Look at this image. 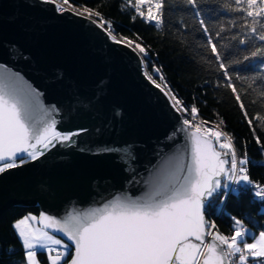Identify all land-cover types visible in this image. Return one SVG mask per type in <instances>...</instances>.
<instances>
[{"label":"water","instance_id":"1","mask_svg":"<svg viewBox=\"0 0 264 264\" xmlns=\"http://www.w3.org/2000/svg\"><path fill=\"white\" fill-rule=\"evenodd\" d=\"M0 85L37 128L55 120L63 133L86 130L0 173V217L36 207L38 227L71 253L41 215L64 224L116 203H154L188 175L191 130L143 75L137 53L87 18L40 0H0Z\"/></svg>","mask_w":264,"mask_h":264},{"label":"snow or ice","instance_id":"2","mask_svg":"<svg viewBox=\"0 0 264 264\" xmlns=\"http://www.w3.org/2000/svg\"><path fill=\"white\" fill-rule=\"evenodd\" d=\"M41 2L56 4L58 12L66 10L61 4L56 3V0ZM186 3L193 8L198 6L197 0H186ZM63 4H69V0H63ZM145 4L150 5L146 17L141 10V6ZM235 4L239 7L233 9L234 11L241 13L246 11V16L253 18V24L260 23L261 28H264V23L255 19L264 13V7H256L257 0H246L247 10L243 7L242 0H235ZM260 4L264 5V0H260ZM69 7L72 6L69 4ZM162 8V0H135L136 14L145 22H154L157 29L162 25ZM74 14L86 15L113 43L129 47L142 61L143 57L148 55L146 49L139 43L133 47V42L126 41V38L117 40L110 22L103 20L102 17L99 21L91 19L93 16L99 17L100 13L85 7ZM196 15L199 16L200 13L197 12ZM199 23L207 34L209 29L205 21L201 19ZM251 32L255 39L264 41V32L258 31L255 27L251 28ZM244 42L240 41L241 44ZM206 43L211 47V53L215 56L219 69L224 72V78L228 81L227 87L236 94L237 89L227 71V65L222 62L218 45L211 37ZM258 53L264 54V49L257 47L251 56L256 57ZM248 59L249 56L244 57V60ZM236 63L242 61L237 60ZM153 71L159 70L153 68ZM257 78L264 80V76L253 77V82ZM146 79L169 97L170 101H174L172 107L176 111L182 114L188 112L170 90L164 91L167 85L162 87L152 75L146 74ZM160 79L163 80V77ZM261 95H264V92ZM235 98L243 111L244 105L240 102V96L236 95ZM190 111L192 121H195L197 108L193 106ZM245 118L248 119L247 112ZM192 121L187 118L182 121L186 129L194 130L189 134L191 162L187 167L188 175L181 178L180 183L172 186L154 203L146 205L135 202L116 203L82 217H74L70 223L60 224L51 217L41 215L39 221L43 224V229L51 227L53 231L66 236L74 246V253L68 251V244L48 231L31 228L28 222H36L37 217L30 216L18 220L13 227L22 241L26 264H38L36 249H45L49 253L50 264H61L67 255H71V260L65 261V264H226V262L235 264L237 254L240 264H245L248 258L246 254L264 257V232L260 233L255 243H247L245 242L247 231L240 230L242 222L239 219L233 218L236 227L230 237L215 231L214 222L206 221L203 209L210 197L214 194L219 195L221 189H228L229 183L252 185V181L247 174V157L237 156L232 138L223 131L206 127L201 129L199 124L194 125ZM249 124L251 126V120ZM84 131L86 130L69 133L57 131L55 120L45 122L37 128L29 122L27 109L22 100L0 85V173L35 161L56 144H69L74 136H79ZM221 137L224 138V142H221ZM257 143H261L259 138ZM229 156L230 159L225 158ZM253 188L255 196L264 202V187L253 185ZM44 221L47 223H43ZM206 237H211V241H206Z\"/></svg>","mask_w":264,"mask_h":264},{"label":"trees","instance_id":"3","mask_svg":"<svg viewBox=\"0 0 264 264\" xmlns=\"http://www.w3.org/2000/svg\"><path fill=\"white\" fill-rule=\"evenodd\" d=\"M69 4L64 6L74 12L87 7L100 13L99 17L91 18L99 21L102 17L110 22L117 40L126 38V41L133 42V47L137 43L141 44L148 53L143 61L139 56L143 71L152 75L162 87L167 85L164 91L170 90L188 109L187 113L179 112L182 120L187 118L192 121L190 110L195 106L197 119L192 123L212 126L227 133L232 138L237 156L247 157V174L252 181L249 186L264 187V95H261L264 92V80H252L253 77L264 76V54L251 56L257 47L264 49V41L255 39L251 32L253 27L264 32L260 23L253 24V18L247 17L246 11H234L239 7L235 0H197L196 8L187 4L186 0H162L160 29L136 14L133 0L130 3L128 0H69ZM242 5L247 10L246 0H242ZM256 7L264 5L257 0ZM141 10L145 11L144 8ZM201 19L209 29L207 34L200 26ZM255 19L264 23V13ZM209 37L218 45L222 62L227 65L237 89L236 94L227 87L224 72L219 69L211 47L206 43ZM241 40L245 42L241 44ZM245 56H249V59L244 60ZM237 60L242 63H236ZM153 68L159 71L154 72ZM236 95L240 96V102L244 105L243 111L236 101ZM245 112L248 113V119L245 118ZM257 116L259 119H256ZM249 120L252 121L251 126ZM250 187L240 186L230 193L220 215L215 213L218 210L215 207L217 197L214 195L212 200H208L203 213L207 222L215 223V231L230 237L235 230V218L242 222L241 228L250 233L246 237L248 241L264 232V202L255 196ZM37 212L36 207L14 206L2 214L0 264H25L24 250L13 223L27 215L37 216ZM68 251L71 253L70 248ZM37 254L40 264H49L45 254ZM70 258L71 255H67L61 264ZM248 262L250 259L245 263ZM258 263L264 264L261 259Z\"/></svg>","mask_w":264,"mask_h":264},{"label":"rangeland","instance_id":"4","mask_svg":"<svg viewBox=\"0 0 264 264\" xmlns=\"http://www.w3.org/2000/svg\"><path fill=\"white\" fill-rule=\"evenodd\" d=\"M134 1V3H135V0H133ZM62 4H63V2H62ZM63 5H65V4H63ZM66 6V5H65ZM150 5H148V4H145V5H142L141 6V8H144L145 9V17L147 16V8L149 7ZM154 11H155V9H153ZM66 11V10H65ZM70 11H72V10H70ZM72 12H74V11H72ZM75 13V12H74ZM86 16V15H85ZM147 23H151V24H154V22H147ZM142 65V64H141ZM142 71H143V69H142ZM143 75L146 77V73H145V71H143ZM164 94V93H163ZM167 99L169 100V103H170V105L172 106V104L174 103L173 101H170V99H169V97H167ZM177 113L180 115V113L177 111ZM201 127V129H204L205 127L206 128H208V129H214V130H218L217 128H215V127H212V126H208V125H205V126H200ZM193 130H194V128H193ZM214 139V138H213ZM214 141H215V139H214ZM221 142H224V138L223 137H221ZM73 144V141L71 142V143H69V144H66L65 145V147H67V146H70V145H72ZM216 147L218 148V145H216ZM230 157V156H229ZM263 164H264V158H263ZM250 189H252L253 191V193L255 194V190H254V188H253V186L252 187H250ZM216 197H217V203H216V205H215V207L216 208H218V209H220L221 208V211L220 212H218V211H216L215 213H217L218 215H220L221 213H222V210H223V207H224V205H225V203H226V200H227V197L225 198V200H224V193L222 194V193H219V195H216V194H214ZM213 195V196H214ZM212 197H210L209 198V200H212L211 199ZM214 202V201H213ZM204 214V213H203ZM30 216H34V215H27V216H25V217H30ZM25 217H23V218H25ZM36 217V216H35ZM17 222V221H16ZM15 222V223H16ZM15 223H13V225L15 224ZM29 223V225H30V227L31 228H33V229H36V228H39L38 227V225H37V221L36 222H31V221H29L28 222ZM235 227H236V225H234V229H235ZM14 228V227H13ZM40 229V228H39ZM14 230H15V232H16V229L14 228ZM240 230L243 232V231H247L246 229H243V228H240ZM16 234H17V232H16ZM260 235V234H259ZM259 235L258 236H256V237H254L252 240H250V241H248L247 239H246V237H248V236H250V233L247 231V236L245 237V242H247V243H255L258 239H259ZM17 236H18V234H17ZM18 238H19V241L21 242V245H22V248H23V244H22V241L20 240V237L18 236ZM207 238H210V237H207ZM241 247H242V245H241ZM23 250H24V248H23ZM36 251H37V253L39 252V253H43V254H45L46 256H47V258H48V256H49V253L45 250V249H36ZM71 252H72V250H71ZM52 255H55V253H52ZM247 255V259H250V262H254L255 264H261V263H258V260L259 259H261L262 258V260L264 261V257H253V256H251L250 254H246ZM238 256H239V254H237V257H236V263L237 264H240V262H239V259H238ZM24 257H25V250H24ZM37 261H38V259H37ZM48 261H49V259H48ZM62 262V261H61ZM250 262H248V264H250ZM25 264H26V259H25ZM38 264H40L39 263V261H38ZM49 264H50V261H49ZM228 264H229V262H228ZM246 264V263H245Z\"/></svg>","mask_w":264,"mask_h":264},{"label":"built area","instance_id":"5","mask_svg":"<svg viewBox=\"0 0 264 264\" xmlns=\"http://www.w3.org/2000/svg\"><path fill=\"white\" fill-rule=\"evenodd\" d=\"M60 1V0H59ZM61 2V1H60ZM56 3H59L57 0H56ZM62 3V2H61ZM60 4V3H59ZM62 5V4H61ZM62 7H64L63 5H62ZM65 8V7H64ZM212 140H213V142H215L214 141V139L212 138ZM227 159H230V157H227ZM226 167H228V165H226ZM225 183H227V181H224ZM242 187V188H246V187H250L249 185H246V184H243V183H241V184H239V185H237V184H234V183H229V186H228V189H221L220 190V193H224L225 195H224V200H225V198L230 194V193H232L233 191H232V189H236V188H238V187ZM218 212H220L221 211V208L220 209H218L217 210ZM235 264H236V260H235Z\"/></svg>","mask_w":264,"mask_h":264},{"label":"bare ground","instance_id":"6","mask_svg":"<svg viewBox=\"0 0 264 264\" xmlns=\"http://www.w3.org/2000/svg\"><path fill=\"white\" fill-rule=\"evenodd\" d=\"M41 1V0H40ZM60 4H62L59 0H57ZM53 6H54V8H55V10H56V4H52ZM63 5V4H62ZM64 6V5H63ZM65 7V6H64ZM63 7V8H64ZM64 9H66V12H70V13H72L73 15H76V14H74V12H72V11H70V9L69 8H67V7H65ZM56 12L57 13H62V12H65V11H62V12H58L57 10H56ZM76 16H80V15H76ZM80 17H83V18H87L86 16H80ZM88 19V18H87ZM92 19V18H91ZM93 20V19H92ZM174 109V108H173ZM175 110V109H174ZM175 112L177 113V111L175 110ZM178 114V113H177ZM179 115V114H178ZM180 116V118H181V120H182V117H181V115H179ZM183 121V120H182ZM189 130H193V129H189ZM211 238V237H210Z\"/></svg>","mask_w":264,"mask_h":264},{"label":"crops","instance_id":"7","mask_svg":"<svg viewBox=\"0 0 264 264\" xmlns=\"http://www.w3.org/2000/svg\"><path fill=\"white\" fill-rule=\"evenodd\" d=\"M16 233V232H15ZM17 235V234H16ZM261 260H262V258H261ZM263 261V260H262ZM263 263H264V261H263Z\"/></svg>","mask_w":264,"mask_h":264}]
</instances>
